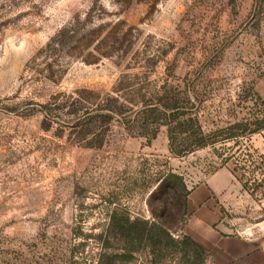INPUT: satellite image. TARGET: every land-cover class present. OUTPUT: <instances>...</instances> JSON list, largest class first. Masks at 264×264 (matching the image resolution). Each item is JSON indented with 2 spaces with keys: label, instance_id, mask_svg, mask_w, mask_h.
Here are the masks:
<instances>
[{
  "label": "rangeland",
  "instance_id": "1",
  "mask_svg": "<svg viewBox=\"0 0 264 264\" xmlns=\"http://www.w3.org/2000/svg\"><path fill=\"white\" fill-rule=\"evenodd\" d=\"M167 92L198 107L176 142L202 147L173 155L139 113ZM263 124L264 0H0V264H185L206 182L202 239H264ZM114 214L162 232L128 253Z\"/></svg>",
  "mask_w": 264,
  "mask_h": 264
},
{
  "label": "trees",
  "instance_id": "2",
  "mask_svg": "<svg viewBox=\"0 0 264 264\" xmlns=\"http://www.w3.org/2000/svg\"><path fill=\"white\" fill-rule=\"evenodd\" d=\"M54 41L55 39L52 40V43ZM180 94L182 95L181 92H176V94L167 92L162 98H159L157 100L156 104L145 103L142 106V110L139 111L141 115L155 114V116H157V120L164 122V125L167 126V134L169 137V150L175 156L190 153L193 150L203 146L195 142L177 143L176 138H174L176 135H182L187 132V127L185 125L195 126L198 134H202L201 127L199 126L200 123L197 118V105H192V107L189 108L181 106L178 102ZM109 108L111 113H117L119 111L118 108L114 106H111ZM171 125L176 126L172 127ZM246 126L247 125L241 123L236 124V127L238 128ZM258 126L259 127L252 132L264 128V124ZM173 178L176 177L173 175H169L164 177L163 179H160L157 189H163L165 187L166 181ZM117 217V214H114L112 216L111 226L113 228H116L119 234L126 240V251L128 253L134 250L133 246L136 245L137 241H142L145 238L148 240H152L153 238L159 236L163 229L162 225L158 223H149L140 219L130 220L129 218L123 216H120L117 219ZM163 234L166 233L163 232ZM166 236L169 237L168 234ZM177 245H179L186 251L185 255L186 257H188V261L185 260V264H203L205 260V251L200 244L185 236L182 237L181 241L177 243ZM194 257H196V259H194ZM190 258H192V260H190Z\"/></svg>",
  "mask_w": 264,
  "mask_h": 264
},
{
  "label": "crops",
  "instance_id": "3",
  "mask_svg": "<svg viewBox=\"0 0 264 264\" xmlns=\"http://www.w3.org/2000/svg\"><path fill=\"white\" fill-rule=\"evenodd\" d=\"M216 182L199 185L192 192V204L194 205V218L191 231L195 240L202 245L211 242L217 250V258L223 262L233 261L250 264L254 259H264V239L259 237L224 236L216 232L210 239H202V234L220 221V207L214 203L213 197L218 187Z\"/></svg>",
  "mask_w": 264,
  "mask_h": 264
}]
</instances>
